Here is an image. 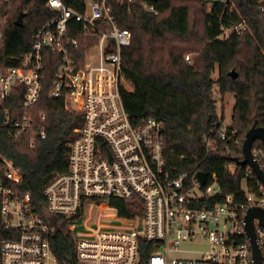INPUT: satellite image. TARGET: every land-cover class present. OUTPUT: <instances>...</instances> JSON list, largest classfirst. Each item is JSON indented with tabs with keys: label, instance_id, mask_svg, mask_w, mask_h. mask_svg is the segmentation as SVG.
Listing matches in <instances>:
<instances>
[{
	"label": "built area",
	"instance_id": "1",
	"mask_svg": "<svg viewBox=\"0 0 264 264\" xmlns=\"http://www.w3.org/2000/svg\"><path fill=\"white\" fill-rule=\"evenodd\" d=\"M107 1H87L78 12L61 0H47L54 16L36 33L31 50L12 58L15 66L0 67V118L12 141L35 148L36 140L46 137L45 116L37 124L32 115L42 88L44 50L60 57L49 99L82 117L69 144L67 170L48 180L42 203L21 192L22 173L0 153V264H59L49 238L60 217L75 243V264H140L143 241L152 245L146 264H253L243 218L248 208L264 209V189L258 180L259 195L244 185L247 205L240 208L231 196L222 197L214 175L200 186L197 172L173 174L166 168L162 122L149 118L135 128L123 108L120 90L132 86L122 73L121 51L132 35L119 27ZM121 1L130 6L137 0ZM142 8L154 12L145 3ZM71 21L80 24L78 41L68 39L70 30L77 31ZM6 23L4 15L0 42ZM242 29L243 23L225 39ZM217 139L226 136L221 131ZM217 139H206L207 153L218 151ZM252 155L263 169L264 151L256 148ZM217 197L222 203L210 206ZM113 200L136 213L121 217L110 206ZM253 229L264 264V229L257 220ZM201 242L206 248L197 258L180 256L186 253L183 244Z\"/></svg>",
	"mask_w": 264,
	"mask_h": 264
},
{
	"label": "trees",
	"instance_id": "2",
	"mask_svg": "<svg viewBox=\"0 0 264 264\" xmlns=\"http://www.w3.org/2000/svg\"><path fill=\"white\" fill-rule=\"evenodd\" d=\"M87 1L100 0H61L78 12ZM107 2L117 12L119 27L132 35L130 46L121 51L122 73L132 90H120L131 125L138 128L149 118L162 122L166 168L173 174L203 172L206 186L214 175L222 197L231 196L234 204L245 207L243 187L259 195L257 179L253 173L247 175L248 167L237 165L234 158H242L246 132L253 126L264 128V0H217L211 5L203 0H137L130 6L121 0ZM144 3L154 12H146ZM19 14H24L21 27L15 25ZM4 15L0 67L10 68L15 66L12 58L31 50L36 33L54 13L47 0H0V19ZM71 23L77 31L70 30L68 39L78 41L80 24ZM241 23L244 29L225 39ZM59 63L60 57L43 51L42 88L32 115L37 124L39 116H45L46 137L37 139L35 148L24 140L9 139L0 118V153L22 173L21 192L41 203L48 180L66 172L69 144L78 136L73 130L82 126L80 115L65 112L61 100L48 97ZM216 68L218 77L213 80ZM215 86L220 95L232 94L235 99L223 142L217 139L223 117L217 114ZM3 109L0 105L1 114ZM207 138L218 140L217 152H206ZM256 148L264 151L260 141L254 143ZM222 201L213 198L210 206ZM110 206L121 217L136 213L123 201L113 200ZM59 219L49 238L52 253L59 264H75V243L64 218ZM1 231L0 225V236ZM151 252L152 245L141 242L140 264H146Z\"/></svg>",
	"mask_w": 264,
	"mask_h": 264
},
{
	"label": "water",
	"instance_id": "3",
	"mask_svg": "<svg viewBox=\"0 0 264 264\" xmlns=\"http://www.w3.org/2000/svg\"><path fill=\"white\" fill-rule=\"evenodd\" d=\"M23 18L24 14H19V16L15 20V25L21 27ZM231 77L233 79L236 78L234 72L231 73ZM256 141H260L264 146L263 127L253 126L246 132L241 147L242 158H234V162L237 165L248 167L264 189V171L259 166V164L253 159L252 155V147ZM195 179L197 180L200 186H204L206 182V174L203 172H197L195 174ZM254 220H257L261 227L264 229V209H260L257 207L248 208L243 218V229L251 247L253 264H261V255L256 244V238L253 229Z\"/></svg>",
	"mask_w": 264,
	"mask_h": 264
},
{
	"label": "rangeland",
	"instance_id": "4",
	"mask_svg": "<svg viewBox=\"0 0 264 264\" xmlns=\"http://www.w3.org/2000/svg\"><path fill=\"white\" fill-rule=\"evenodd\" d=\"M208 3V5H211L212 3L216 2L217 0H203ZM218 77L217 73V68L212 74V79L216 80ZM213 94H214V100L216 102V108H217V114L219 116L223 117V122H222V129L221 131L224 133L226 128L230 127L231 125V118H232V110L235 104V99L232 94H225V95H220L217 87L215 86L213 89ZM253 150V147H252ZM99 210L94 211V218L96 219L97 214ZM107 213H112V211H104ZM182 247L186 250L185 254H182L180 256H183L188 259H195L198 256V252L200 250H204L205 244L203 242L199 244H183ZM176 257V256H174Z\"/></svg>",
	"mask_w": 264,
	"mask_h": 264
}]
</instances>
